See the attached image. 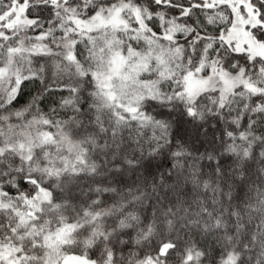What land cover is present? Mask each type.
<instances>
[{
  "label": "snow or ice",
  "instance_id": "snow-or-ice-1",
  "mask_svg": "<svg viewBox=\"0 0 264 264\" xmlns=\"http://www.w3.org/2000/svg\"><path fill=\"white\" fill-rule=\"evenodd\" d=\"M0 264H264V0H0Z\"/></svg>",
  "mask_w": 264,
  "mask_h": 264
}]
</instances>
